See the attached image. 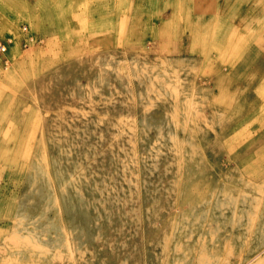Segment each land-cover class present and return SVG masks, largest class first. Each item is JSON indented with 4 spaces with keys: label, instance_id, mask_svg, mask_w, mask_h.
<instances>
[{
    "label": "rangeland",
    "instance_id": "374dc122",
    "mask_svg": "<svg viewBox=\"0 0 264 264\" xmlns=\"http://www.w3.org/2000/svg\"><path fill=\"white\" fill-rule=\"evenodd\" d=\"M263 9L0 0V264H264Z\"/></svg>",
    "mask_w": 264,
    "mask_h": 264
},
{
    "label": "bare ground",
    "instance_id": "6f19581e",
    "mask_svg": "<svg viewBox=\"0 0 264 264\" xmlns=\"http://www.w3.org/2000/svg\"><path fill=\"white\" fill-rule=\"evenodd\" d=\"M210 1V0H209ZM249 1V0H248ZM205 2H206V0H205ZM212 2V1H211ZM210 2V3H211ZM207 4V3H206ZM234 4V3H233ZM241 4H247L246 2H242ZM178 5H179V3H178ZM196 5H199V4H197L196 3ZM180 7V6H179ZM205 8H206V6H204ZM253 7V9H252V11H251V13H256V14H258L260 11H261V7H254V6H252ZM198 8V7H197ZM211 8V7H210ZM187 9V8H186ZM217 9V8H216ZM205 10V9H204ZM207 10V9H206ZM205 10V11H206ZM218 10V9H217ZM199 11V10H198ZM208 11V10H207ZM241 11V10H240ZM263 11H264V9H263ZM186 12H188V11H186ZM239 12V11H238ZM248 12V11H247ZM208 13V12H207ZM218 13V12H217ZM249 13H250V11H249ZM189 14V13H188ZM180 15V14H179ZM199 18V17H198ZM217 18H218V16H217ZM226 18V17H225ZM95 20V19H94ZM249 20H253V19H249ZM257 22V21H256ZM227 23V22H226ZM237 23V22H236ZM251 24H253L254 25V21H251ZM209 27V26H208ZM235 27V26H234ZM237 27V26H236ZM185 28L186 29H188L189 31H191V27H189L188 25H186L185 26ZM198 29V28H197ZM196 29V30H197ZM200 29V28H199ZM206 29V28H205ZM237 31L239 32V29H237ZM199 32V31H198ZM207 32V31H206ZM233 36H237L236 35V33L235 34H233ZM129 44H132V43H129ZM257 45L259 46V48H263V46H264V42H262V39H260V40H258L257 41ZM197 46V45H196ZM200 49V48H199ZM199 51V50H198ZM200 52H203V48H201V50H200ZM261 52V51H260ZM191 53V52H190ZM193 53V52H192ZM206 53V52H205ZM201 54V53H200ZM262 57V56H261ZM255 64H258V62H254L253 63V65H255ZM259 65V64H258ZM231 69H233L234 67L233 66H231L230 67ZM258 70H259V67L257 66L256 67ZM264 70V67L263 68H260V70L258 71L259 73H261V74H263L264 72H262ZM260 156H262V154L260 155ZM239 164H240V166L242 167V170L243 171H247V172H249L252 176H259L260 174H261V171L260 170H258V171H254L253 169H252V166L249 164V165H247V163L246 164H244V162H239Z\"/></svg>",
    "mask_w": 264,
    "mask_h": 264
}]
</instances>
